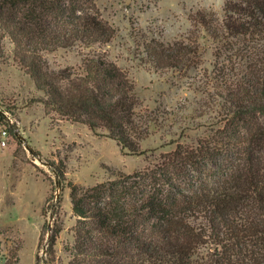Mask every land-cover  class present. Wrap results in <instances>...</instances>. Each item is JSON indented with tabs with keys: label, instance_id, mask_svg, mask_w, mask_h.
<instances>
[{
	"label": "trees",
	"instance_id": "16d2710c",
	"mask_svg": "<svg viewBox=\"0 0 264 264\" xmlns=\"http://www.w3.org/2000/svg\"><path fill=\"white\" fill-rule=\"evenodd\" d=\"M192 21L205 38L238 41L231 63L215 66L214 80L227 121L252 120L235 143L257 149L245 164L220 167L219 180L198 189L186 190L170 175L168 189L143 188L131 175L86 194L69 183L81 224L71 264L116 255L141 264H192L202 239L187 222L191 210L205 215L221 249L210 264H264V0H224L221 12L200 9ZM117 35L96 0H0V56L9 38L14 60L44 93L39 101L46 112L84 124L114 140L121 152L140 156L158 119L138 112L134 82L105 50ZM139 47L140 61L156 72L181 69L200 49L197 41L156 38L141 40ZM59 48H78L81 64L51 68L45 53ZM51 167L64 185L66 172L55 162ZM141 216L143 227L135 225ZM52 232L48 252L54 254L60 230Z\"/></svg>",
	"mask_w": 264,
	"mask_h": 264
},
{
	"label": "rangeland",
	"instance_id": "374dc122",
	"mask_svg": "<svg viewBox=\"0 0 264 264\" xmlns=\"http://www.w3.org/2000/svg\"><path fill=\"white\" fill-rule=\"evenodd\" d=\"M96 3L102 17L118 31L105 50L134 82L141 104L138 112L158 122L142 144L146 153L138 156L121 152L114 140L96 135L84 124L49 115L39 101L44 93L14 60V43L4 39L0 105L15 123L8 127L7 146L0 143V264H71L81 226L73 211L71 182L86 194L99 185L112 186L123 175H131L132 182L143 188L157 184L158 188L168 189L165 183L170 175L178 186L198 189L215 184L220 167L245 164L251 150L257 149L235 143L252 120L227 121L214 80L215 66L231 63L238 41L205 38L192 21L193 13L200 9L221 12L224 0ZM145 38L167 43L197 41L199 54L179 70L156 72L139 59L140 42ZM45 56L56 70L81 64L78 48H59ZM4 123L0 118V125ZM51 162L66 172L64 185L57 182L59 177ZM188 218L202 239L191 263L210 264L221 249L211 237L208 221L198 210L189 211ZM144 224L141 216L135 225ZM57 229L60 233L53 254L48 248L52 231ZM78 262L141 264L122 255L78 258Z\"/></svg>",
	"mask_w": 264,
	"mask_h": 264
},
{
	"label": "built area",
	"instance_id": "2783aa9c",
	"mask_svg": "<svg viewBox=\"0 0 264 264\" xmlns=\"http://www.w3.org/2000/svg\"><path fill=\"white\" fill-rule=\"evenodd\" d=\"M0 118L3 120L5 123L0 125V131H1V145L2 147L7 146V139L9 137V126H12L15 122L11 118L9 112L0 105Z\"/></svg>",
	"mask_w": 264,
	"mask_h": 264
}]
</instances>
